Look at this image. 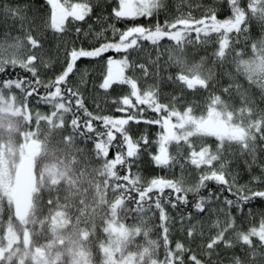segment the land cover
Listing matches in <instances>:
<instances>
[{
    "label": "snow or ice",
    "instance_id": "snow-or-ice-1",
    "mask_svg": "<svg viewBox=\"0 0 264 264\" xmlns=\"http://www.w3.org/2000/svg\"><path fill=\"white\" fill-rule=\"evenodd\" d=\"M226 2L229 15L223 19L213 6H205L199 18L191 11L180 12L163 23L157 18L155 24L145 25L136 21L157 16L164 0H116L111 16L131 21V26L117 29L108 25L95 35L99 38L112 29L113 37H105L98 47L85 48L74 42L71 48L66 46L61 70L47 79L42 78L41 68H51L55 60L44 55L42 34L35 19L26 15L27 6L0 7L5 16L19 21L22 33L12 36L8 32L0 40V264H223L218 249L223 246L227 251L237 245L243 256L233 252L229 264H264V213L258 221L253 217L246 228L233 215V210L243 214L245 206L257 199L264 201V187L252 186L254 182L264 185V176H253L240 185L224 156L226 143L238 145L241 154L251 157V170L257 164L258 150L264 151L258 144L264 142V108L259 107L264 103V0ZM46 3L50 13L43 26L59 34L68 31L70 20L85 21L93 11L91 0ZM101 19L106 17H97ZM253 21L261 32L256 38L251 36ZM80 32L76 28L77 35ZM212 34L217 37L216 61L223 65L234 53L237 75L258 86V99L235 82L220 87L217 94L214 89L219 80L205 66L206 57H186L187 45L207 44ZM164 39L174 42V51L169 50L168 60L161 64L159 49ZM144 41L157 49L156 58L147 63L130 60ZM241 43L245 48L237 49ZM109 51L124 55L107 58L99 87L105 92L113 85L128 90L113 96V114H94L85 107L79 88L85 83V74L81 73L76 86L71 85L70 77L80 72L79 60L99 58ZM17 67L28 75H16ZM169 68L176 71L164 77L162 73ZM128 70L134 74L127 75ZM148 78L157 83L142 85ZM165 79L181 86L180 94L164 97L166 103L160 88ZM200 89L208 92L200 114H196L199 105L190 102L183 109L177 107L185 100V90L195 93ZM31 97L51 111H33ZM149 110L156 116L146 117ZM68 114L70 121L65 118ZM132 123L157 125L161 131L154 140L147 133L134 137ZM58 134L61 138L53 143ZM208 137H215V147L207 143ZM78 138L92 142L91 156L77 146ZM173 144L176 152L170 151ZM144 153L157 168L171 172L178 165L181 175L169 179L133 173L132 167ZM93 157L98 166H93ZM189 167L199 176L186 184L184 173ZM259 167L264 172V163ZM210 183L217 188H210ZM205 189L207 195H202ZM44 193L48 194L46 202ZM178 205L185 209L191 205V210L181 212L178 229L190 243L176 240L173 247L167 206L175 209ZM153 209L160 222L157 239L151 238L153 228L148 226ZM209 215L214 219L206 223L204 217ZM248 215H252L251 208ZM129 218L139 222L128 224ZM98 230L104 239L97 238ZM212 230L214 234L205 239ZM141 236L142 244L137 243ZM94 238L98 240V261L93 253ZM197 239L200 243L194 249L191 244ZM161 247L163 259L159 257Z\"/></svg>",
    "mask_w": 264,
    "mask_h": 264
},
{
    "label": "rangeland",
    "instance_id": "rangeland-1",
    "mask_svg": "<svg viewBox=\"0 0 264 264\" xmlns=\"http://www.w3.org/2000/svg\"><path fill=\"white\" fill-rule=\"evenodd\" d=\"M72 3L81 2V0H70ZM5 4H11L13 6H21L25 7L26 15L32 19H35L36 25L39 26L40 33L42 34L43 41H44V55L51 56L55 60V63L53 66L49 69H43L41 68V72L43 74H51L52 70L55 69L57 66L60 67L63 64L64 61V49L67 46L68 48H71L73 45V42L76 46H83L85 48H92V47H98L101 43L105 42V37L108 39H112L113 32L112 29H108L103 33L102 36L99 38L96 37V33H99L102 31V29H107L108 25H113L117 29H123L119 23L118 20H116L114 17L111 16L112 10H107L105 12L104 8H101V4H92L93 11L92 13L85 19V21H69L68 22V31L59 34L54 33L50 29H45L43 26V21L47 19L50 13L49 6L46 3V0H0V7H2ZM226 1L224 0H186V2H181V0H164V8L163 12L165 11L164 15L165 17L170 20L173 17L180 14V12L187 13L189 11L192 12L193 16L199 18L203 11L205 10V6H213L217 14L222 12L224 6H226ZM199 5L200 7H197ZM100 6V7H99ZM116 6V0H113V7ZM191 6V7H190ZM100 8V9H99ZM97 17H106V19L97 20ZM153 18L157 19V16H154ZM91 26V28L89 27ZM252 26H255L257 28H260L259 25L253 21ZM76 28H80L81 32L79 35L76 33ZM19 21H14L12 18L5 16L2 12H0V40L4 39L5 33L10 32L12 36L16 35H22V33L19 32ZM251 27V36L253 37V31ZM87 33V35H85ZM36 35L37 33H33ZM193 40H195V37H191ZM118 39V37H116ZM218 44H217V37L216 34H212L211 37L208 39V43L204 45H187L185 47V55L189 60H199L200 57H206V64L205 66L207 68L213 69V71L216 73V79L219 80V85H217L216 89H214L217 94L219 93L220 87H226L230 83H239L242 86V89H247L250 95L256 97L257 99L260 96V89L256 85H250L249 82L246 80V78L242 75H237L235 64L233 63V57L234 53H230L223 65L219 61H216L213 53L217 50ZM237 49L245 48V45L243 43L236 45ZM169 50L174 51V43H172L170 40H163L160 42V53H162L160 62L163 64L165 61L168 60V54ZM247 54V53H246ZM157 56V49L153 47L149 42L143 43L142 47L133 52L131 56H129L130 60H134L138 63H147L149 59H155ZM77 68L80 70L77 74L70 77V82L76 86L79 84L80 81V75L81 73L85 74V83L79 84L80 92L82 93L84 100L89 103L90 108L94 111L96 114H101L113 107L111 104L112 96L114 94H111L110 91L116 89L118 92V89H120L122 92H126L128 89L126 86H120V85H113V88L110 89L108 92H105L103 89L99 87V85L102 83V80L104 78V74L106 73V65L105 61L102 58H93V59H81L77 62ZM172 69L175 68H169L167 72L162 73L164 77L168 75L169 72H171ZM176 70V69H175ZM51 71V72H50ZM127 75H133L134 73L132 70H128L126 73ZM135 75L139 76V72L137 71ZM142 85L146 84H153L157 83V81L154 78H148L146 81H141ZM164 85L173 86L172 82H168L166 79L162 82H160V88ZM246 85V86H245ZM204 96L202 99L198 100L197 103H194L190 100L185 99L184 101H181L179 105H177L178 108L183 109V107L186 106V102H190L194 105H199V107L196 109V114H200L203 110V106L205 104V101L208 96V92L205 90H202ZM233 92L235 93V89H233ZM257 93V95H255ZM117 95V94H116ZM227 98V97H225ZM260 108H264V103H259ZM37 110V108L33 107V111ZM39 111L43 113H48L51 111V108L47 109H38ZM66 120L70 121L71 115H66ZM43 126V125H42ZM34 127V124H33ZM135 127H137L135 125ZM70 131V129H69ZM67 134V132L63 133ZM141 135L139 132L134 137H138ZM61 137L60 135H56L54 137L53 143H55L56 140H59ZM197 143H199V140L197 138H192ZM207 143L211 144L213 147L217 144V141L215 137H208L205 138ZM258 144L261 147H264V144L260 141H258ZM77 146L80 148L85 149V154L88 156H91L92 154V142H85L82 139L77 140ZM155 145L152 146V150ZM170 151L176 152V146L173 144L170 148ZM224 156L230 161L229 169L234 174H236L237 183L240 185H243L249 181L252 180L253 176H264V172L261 171V168L259 167V164L264 163V151L257 152V164L253 165L251 167V170H249L248 165L251 163V157L247 154H241L239 151V147L236 144L229 145L228 143L225 144V151ZM93 166H98V163L95 161V158L93 157ZM160 170L161 168H157ZM189 172H193L192 174L195 176L199 174L197 171L189 167L187 171L184 173L185 182L188 180V177L191 175ZM171 175H181V170L179 166L177 165L174 169L169 172ZM191 182V181H190ZM190 182H186V184H191ZM253 187H264V185L256 184L255 182L252 184ZM48 199V194L44 193V200ZM215 207V206H213ZM252 210L251 220H253V217L258 221L260 212H264V207H249ZM249 210V209H248ZM168 211V209H167ZM155 213V214H153ZM153 213H149L148 215L151 216V219L148 221V226L153 228V231L150 233V236L152 239H157L160 236V228H159V220H158V212L153 209ZM169 216L171 217L170 220V239L173 242L172 246L174 247V243L176 240H181L186 245H188L190 242L187 240L185 232L179 231L180 223H179V216L173 214L170 210L168 211ZM7 207L5 206V218H7ZM211 219H214V216H205L204 220L206 223H210ZM138 220H134L132 218H129L126 223L133 224L138 223ZM195 222V221H193ZM215 230H212L211 232L206 234L205 239L207 238V235L214 234ZM97 238L98 239H104V234L98 230L97 232ZM98 240L96 238L93 239V253L94 258L98 261L99 260V252L96 248V243ZM137 243H144V238L137 237ZM200 243L199 239L195 243L191 244V247L196 249V244ZM220 249H223V246L220 247ZM219 259L223 261V264H229L228 258L233 254V252L237 255L243 256V252H241L240 246L238 245L235 249L231 250H222L220 251ZM198 254H201V250L197 249ZM164 250L163 247L159 250V257L160 259H163ZM202 259H206V257H203L201 255ZM213 259H217V257H213Z\"/></svg>",
    "mask_w": 264,
    "mask_h": 264
},
{
    "label": "trees",
    "instance_id": "trees-1",
    "mask_svg": "<svg viewBox=\"0 0 264 264\" xmlns=\"http://www.w3.org/2000/svg\"><path fill=\"white\" fill-rule=\"evenodd\" d=\"M224 1H226V0H224ZM91 4H98V5L101 4L102 5L101 8H104L105 12H107V10H112V8H113V0H91ZM163 10H165L164 7L157 14L158 15V19H159V21L161 23H163L167 19L165 17V15H164L165 11L163 12ZM228 15H229V11H228V6L226 4V6H224L222 12L218 13V18L223 19V18L227 17ZM156 20L157 19H155V18H151V20L146 19V18H140V19H138L136 21V23L145 24V25H148L150 23L151 24H155ZM118 23H119V25L122 28H125L126 24L128 26H131L132 22L131 21L125 22V21H122V20H118ZM252 28H253L252 29L253 37L260 36V34H261L260 28H257L255 26H252ZM192 37H195V33L192 34ZM164 40H167V39H164ZM167 41H169V40H167ZM171 42L174 43L173 41H171ZM143 43H148V42L144 41ZM123 55H124L123 53H119L118 54V53H116L114 51H109L107 53H104L99 58H102L105 61V65H106V60H107L108 57H113L115 59H120ZM62 65L60 67L57 66L55 69H53L51 74H45L44 75L43 72H42V78L47 79L49 77H53L54 75L58 74L59 71L61 70ZM14 71H15V74L18 75V76H20V75H28L27 73H24L23 70L20 69L19 67H17ZM175 71H176L175 69L171 70V72H173V73ZM71 85H73V84L71 83ZM173 86H174L173 88H172V86H169V85L168 86L164 85L163 87H161L163 102H165V103L168 102L167 99H164V97H171L173 95L180 94L179 90H180L181 86H179L177 84H173ZM202 90L203 89H200L198 92H195V93H193L191 91H188V90H185V99L190 100V101H192L194 103H197L198 100L202 99V97L204 96ZM40 91L43 92L44 89L41 88ZM121 92L122 91L120 89H118V92H117L116 89L110 91V93L114 94V96L116 94H118V93H121ZM255 95H257V93ZM111 98H113V96ZM84 103H85V107L89 111L94 113V111L90 108L89 103H87L85 100H84ZM29 106L32 109H33V107L37 108V109H42V108L43 109H47V108H49L48 105L37 104L35 97L29 98ZM113 112H114V108L111 107L110 109H108L104 113H101L100 115L113 114ZM94 114H96V113H94ZM81 115H82V113H81ZM116 115H120V114L116 113ZM144 115L146 117H148V118H153V117L156 116V113H154V112L149 110V111H146L144 113ZM82 119H87V117H84L82 115ZM174 122H175V120H174ZM135 125L137 127H135ZM129 127H130V130H131V133L133 134V136L137 135L139 132L141 133V135L147 133L150 140H154L156 138V134L161 131V129L157 125H148V124H144V123H140V124L132 123V124H130ZM82 140H84V139H82ZM88 142H91V141H88ZM262 143L264 144V142H262ZM153 148L155 149V147H153ZM109 155L111 157L112 153L110 152ZM132 172L133 173L139 172L141 174V176L146 177V178H151L153 176H167L169 179H176V178L179 177V175H173V174L171 175L169 173V171L166 170V169L158 170L157 167H155L154 164L152 163V161H151V159H150V157H149V155L147 153H144V154L141 155V157L139 158L138 164L134 165L132 167ZM192 173L193 172H191V173L189 172V174H191V175L188 177V180L186 182H190L191 181L190 183H194L198 179L199 174L194 176ZM121 174H123V170H121ZM209 187L213 188V189L217 188V186L215 184H211V183L209 184ZM201 194L202 195H207V190L206 189L202 190ZM224 195L227 196L229 194L227 192H224ZM188 198H189L190 201L193 199L191 194L189 195ZM230 198H232V197H230ZM213 206H216V205H213ZM257 206L264 207V201H261V200L257 199L256 201H253L251 204L246 205L245 208H244V213L243 214H237L235 212V210H233V215L237 217V224L238 225L242 224L245 228L250 226V224L253 223L254 221L251 220V217L248 215V209H249V207H257ZM167 209H168V211L170 210L173 214H175V215L180 217L181 212H186L188 210H191V205H189L187 207V209H185V207L182 206V205H178V207L175 208V209L171 208L170 206H167ZM261 213H264V212H260L259 214H261ZM255 221H256V219H255ZM222 250L223 249H220V251H222ZM235 251H237L236 248H235Z\"/></svg>",
    "mask_w": 264,
    "mask_h": 264
}]
</instances>
